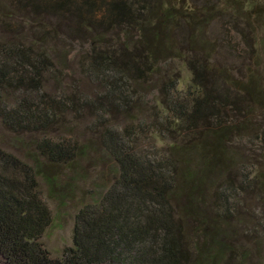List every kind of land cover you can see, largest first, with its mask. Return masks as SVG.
<instances>
[{
  "label": "rangeland",
  "instance_id": "obj_1",
  "mask_svg": "<svg viewBox=\"0 0 264 264\" xmlns=\"http://www.w3.org/2000/svg\"><path fill=\"white\" fill-rule=\"evenodd\" d=\"M136 1L143 6L138 25L148 28L146 36L152 41L159 34L165 38L167 45L160 47L161 54L152 57L136 50L140 49V36L133 26L120 25L111 31L105 28L100 51L111 56L122 51L128 59L137 61L136 69H127L131 65L128 63L119 75L105 71L93 78L85 72L90 41L61 32L47 47L51 66L43 73L38 92L56 100H68L77 93L89 102L94 95L104 97L105 81L119 79L127 91V105L117 103L112 113L104 110L97 115L89 114L81 103L74 108L69 105L51 128L42 131L14 133L0 124V149L32 167L38 191L50 212L49 226L39 242L51 259H61L63 252L72 248L75 215L85 205L94 204L118 178V168L99 139L102 135L134 141L137 152L148 160H174L181 179L200 158L196 150H192V157L186 155L181 145L211 144L213 130H218L225 131L221 137L225 152L216 157L218 178L203 187L199 208L218 207L226 196L233 199L237 213L228 221L233 238L255 250L253 241L257 240L249 231L257 229L258 237L264 235V95L262 101L256 98L264 91V0ZM104 6L95 12L97 20L105 15ZM23 29L27 45L30 30ZM162 88L166 98L160 96ZM19 93L8 90L6 96L2 94L3 106L11 109ZM189 95L200 101L203 95H209L211 103L220 102L222 108L214 105L219 108L217 117L208 113L195 128L197 121L191 122V129L170 122L176 129L159 133L164 129L161 125L171 120L162 100L184 104ZM42 142L78 150L67 163H50L37 150ZM185 203L181 199L177 208L172 202L177 218L183 221Z\"/></svg>",
  "mask_w": 264,
  "mask_h": 264
},
{
  "label": "trees",
  "instance_id": "obj_2",
  "mask_svg": "<svg viewBox=\"0 0 264 264\" xmlns=\"http://www.w3.org/2000/svg\"><path fill=\"white\" fill-rule=\"evenodd\" d=\"M103 4L105 15L97 20L95 12ZM141 9L143 6L136 0H0L2 127L14 133L42 131L51 128L69 105L74 108L81 103L94 115L104 110L112 113L117 103L127 105L124 96L127 91L119 79L105 81L104 97L94 95V100L89 102L77 93L67 102L65 98L56 100L38 92L43 73L51 66L47 47L61 32L90 41L91 55L85 60V72L93 78L105 71L118 74L128 63L131 65L127 69H136L137 61L128 59L122 51L112 56L100 51L105 28L111 31L120 25L133 26L140 36V49L136 50L152 57L161 54L160 47L167 45L165 38L159 34L157 38L153 36L155 41H152L146 36L148 28L138 25ZM23 26L30 30L27 45ZM252 87L253 84L250 89ZM8 90L20 92L17 101L14 97L11 109L3 106ZM160 94L166 98L164 88ZM262 94L264 91L256 98L262 101ZM209 98L203 95L200 101L189 95L184 104L162 100L166 112L171 113V120L161 125L164 129L159 133L176 129L170 122L189 128L191 122L197 121L195 128L208 113H215L217 117L219 108L216 110L214 105L221 107V104L211 103ZM224 133L213 130L211 144L198 147L195 142H187L181 145L186 155L192 157L196 150L200 156L196 167L185 170L181 179L175 172L174 160H148L137 152L134 141L102 135L99 139L118 168V178L94 204L85 205L75 215L72 248L66 249L59 260L51 259L39 242L49 226L50 212L38 191L34 170L0 149V264H264V235L260 233L258 237L257 229L249 231L257 240L253 241L255 250L233 238L228 225L229 217L237 213L233 199L230 201L226 196L218 207L199 208L203 187L218 178L216 157L225 152L221 140ZM37 150L50 163H67L78 149L42 142ZM181 199L186 202L182 215L190 228L177 218L172 205L175 202L179 208ZM228 202L231 205L227 206Z\"/></svg>",
  "mask_w": 264,
  "mask_h": 264
}]
</instances>
